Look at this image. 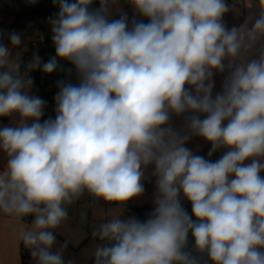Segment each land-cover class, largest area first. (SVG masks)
Listing matches in <instances>:
<instances>
[{
	"label": "clouds",
	"instance_id": "obj_1",
	"mask_svg": "<svg viewBox=\"0 0 264 264\" xmlns=\"http://www.w3.org/2000/svg\"><path fill=\"white\" fill-rule=\"evenodd\" d=\"M94 2L52 0L55 56L27 69L50 75L64 60L77 83L56 82L43 122L47 102L12 60L21 33L0 30V212L33 217L19 238L35 264H71L52 250L66 206L87 193L125 207L151 167L153 211L101 224L94 264H264V0L231 28L227 0H125L147 23L120 0ZM192 137L222 154H194Z\"/></svg>",
	"mask_w": 264,
	"mask_h": 264
},
{
	"label": "crops",
	"instance_id": "obj_2",
	"mask_svg": "<svg viewBox=\"0 0 264 264\" xmlns=\"http://www.w3.org/2000/svg\"><path fill=\"white\" fill-rule=\"evenodd\" d=\"M227 2L235 9L234 11H229L223 18L229 28L232 26H239L249 14H252L253 16L258 14V0H251V8L246 6V3H249L250 0H241L240 3H234V0H227ZM119 7L123 13L128 15L129 21L135 17L138 21H143L144 23L148 22V18L136 14L133 7L126 3L125 0H120ZM37 20L31 26V41L36 34L35 28L37 26ZM53 49L54 46L51 41L49 48L41 51L37 55H39L44 61H47L52 56ZM33 55L34 54H32V56ZM24 56L25 59L20 63V66L27 67L28 63L31 62L32 57L28 55ZM224 75H226V73L217 74L215 76L213 95L217 89L221 87ZM33 81L32 93L42 98L46 91L54 92L58 89L56 85L58 79L55 78H51L46 83L41 84L40 78L36 75L33 76ZM41 122H43V117L41 118ZM8 123V119L5 120L0 118V125ZM173 126L176 128H183L182 118L173 117ZM186 147L191 149L194 154L204 156L213 161H215L223 151H218L209 158L207 153L211 145L199 137L190 140ZM6 161V155L0 152V170H3L6 167ZM151 171L152 169L150 167L145 173L143 181L145 191L143 195L140 198L130 200L125 207L116 203L96 200L95 198L90 197L87 193L76 200L73 204L67 205L68 216L62 221L60 226L54 230L56 243L52 250L57 251L63 249V257L65 261H70L71 264H91V260L94 259L96 248L101 244L106 243L105 241L99 240L98 237L93 236V232L96 231L101 224L115 218L131 216L129 212L130 206L153 204L155 179L152 177ZM186 202L187 201H184V204ZM189 213L191 214V212ZM32 219L33 217L29 216V219L25 221L24 219L0 212V264H35L31 255H29L24 261V251L29 253L30 251L24 247L19 238L22 231L28 230L31 227ZM189 238L192 242L191 234H189Z\"/></svg>",
	"mask_w": 264,
	"mask_h": 264
},
{
	"label": "rangeland",
	"instance_id": "obj_3",
	"mask_svg": "<svg viewBox=\"0 0 264 264\" xmlns=\"http://www.w3.org/2000/svg\"><path fill=\"white\" fill-rule=\"evenodd\" d=\"M29 4L26 3V0H11L8 5L5 7L4 10L0 11V30H5L6 28H14L15 31L21 33L22 37V43L21 45L14 47L12 49V60L16 61L19 59V62L21 63L24 61L25 56L28 55L32 57V54H39L41 51H43L40 48H34L32 47L30 41H31V26L36 20L38 19L36 16H30V17H25L23 20V24H15V15L18 13V11L24 6H27ZM93 7H99V0H95ZM120 9V7H119ZM121 11V9H120ZM122 12V11H121ZM119 18V13L113 10V14L111 15V19H118ZM48 17L47 16H42L41 19L37 20L41 23V27H46L48 29ZM5 44L8 43V41H4ZM22 56V57H21Z\"/></svg>",
	"mask_w": 264,
	"mask_h": 264
},
{
	"label": "built area",
	"instance_id": "obj_4",
	"mask_svg": "<svg viewBox=\"0 0 264 264\" xmlns=\"http://www.w3.org/2000/svg\"><path fill=\"white\" fill-rule=\"evenodd\" d=\"M10 1L11 0H0V11L4 10ZM13 30H14V28H8V29H6L5 32H11ZM35 31H36L35 37L33 38L32 42H31L32 47L40 48L42 50L47 49L49 47V44H50L49 41L51 40L50 29H48V28H43V29L35 28ZM5 41L7 42V40H5ZM51 55L55 56V49L52 50ZM59 63L63 67L64 71H61L58 69L56 72H54L50 75H46L43 72H41L40 70H35V71H32L29 73V71L26 67H21L19 71H20V74L24 77H27L28 75H30L33 78V76L37 75L40 78V80H42L44 83L49 81L51 78H55L58 80H71L73 83H77V78L75 76L74 69H73V73L71 75H69L67 72V69L72 68L73 66L64 60H60ZM57 91H58V89L54 92L46 91V93L43 96V99L47 102V107L45 109V115L43 117V120L47 119L48 117H52V118L55 117L54 96H55ZM219 91H221V87H219L216 92H219ZM195 138H197V137H192L191 140H193ZM90 197H92V196H90ZM22 219L27 221L29 219V217H24ZM25 253L26 252L24 251V255H25Z\"/></svg>",
	"mask_w": 264,
	"mask_h": 264
},
{
	"label": "trees",
	"instance_id": "obj_5",
	"mask_svg": "<svg viewBox=\"0 0 264 264\" xmlns=\"http://www.w3.org/2000/svg\"><path fill=\"white\" fill-rule=\"evenodd\" d=\"M56 8L53 6L52 0H37V3L34 6H24V8L20 9L18 11V13L15 16V24L14 25H18L21 24L24 20L25 17H30V16H36L39 20L41 19L42 16H51L52 14H54L56 12ZM12 28V27H11ZM37 29H43L46 27H41V23L38 21L37 22ZM8 29V28H6ZM6 31V30H3ZM33 40V39H32ZM52 40H50L49 42H51ZM32 42V41H31ZM49 48V47H48ZM47 48V49H48ZM45 50V49H44ZM43 50V51H44ZM24 67V66H20ZM27 68V67H26ZM20 70V69H19ZM44 82L41 80V84H43ZM5 120H7V118H3ZM184 207L191 212V205L189 202H186L184 204ZM154 209V205L153 204H149V205H141V206H130L129 207V212L131 214V216H135L136 218L143 220L145 219L148 214L153 211ZM192 242L189 238V246H191ZM25 255H24V261L29 257L30 253L25 251ZM204 260L207 259V257H203ZM91 264H94V259L91 260ZM210 264V262H209Z\"/></svg>",
	"mask_w": 264,
	"mask_h": 264
}]
</instances>
